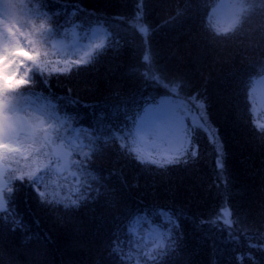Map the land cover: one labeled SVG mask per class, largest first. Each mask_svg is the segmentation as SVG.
Wrapping results in <instances>:
<instances>
[{
    "label": "trees",
    "instance_id": "16d2710c",
    "mask_svg": "<svg viewBox=\"0 0 264 264\" xmlns=\"http://www.w3.org/2000/svg\"><path fill=\"white\" fill-rule=\"evenodd\" d=\"M221 1L145 0L148 5L145 15L139 20L125 21L121 17L127 16L132 0H0V9L8 6L0 28L9 33V47L21 42L29 46L30 41L25 36L38 35L35 28L39 23L46 29L42 37L46 50L43 56L62 65L82 56L87 58L86 53L96 51L95 47L90 52L77 50L72 45L57 47L61 41L74 42L76 35L87 40L94 36L95 30L104 29V42L99 45L106 47L111 40L119 45L90 71L77 74V69L71 67L67 73H45L48 81L43 86L34 85L23 95L9 94V112L17 109L24 110L28 116L41 115L55 126L59 136L50 133V141H46L39 130L21 133L17 145L7 152L0 151V163L8 172L22 169L23 172H16L19 177L26 176L37 160H44L45 167L39 174L48 187L49 199L67 202L79 194L73 190L76 179L71 175L77 171L73 163L77 158L75 150L93 141L85 149L91 150V159L85 166L88 172L77 175L103 177L99 181L100 192L104 193L107 186L108 195L98 211L110 222L130 216L124 220V231L119 234L125 264H144L146 253L165 251L166 237L177 235L172 225L159 215L163 208L154 210V206L166 205L169 210L182 208L187 215L195 213L207 217L224 202L239 213L233 228L235 243L218 229L194 231L191 223L181 218L177 223L183 237L180 246L173 249L176 255H162L158 257L161 262L233 264L237 246L245 251L249 242L264 239V139L258 127L264 122L252 92L255 80L264 78V0H233L236 16L228 27H222L212 14ZM177 8L181 10L179 16ZM148 51L155 54V68L152 61L141 60ZM39 60L37 56V62ZM141 63L145 66L141 67ZM149 68L153 71L161 68L169 81L181 84L182 100L189 94L203 97L204 107L198 112L205 113L204 118L217 131L223 145L222 175L216 168V153L207 131L198 127L202 121L190 122L187 130L190 138L198 141L201 157L188 166V171L174 173L167 182H160L158 178L153 182L151 175L141 172V168L156 166L140 164L135 159L137 153L150 159L157 156L158 149L142 148L131 119L121 116L119 121L126 140H117L113 145L105 136L106 147L95 143V137L106 131L97 123L101 114L107 117L116 107L121 113L129 109L132 116L138 110L142 114L143 103L138 92L150 94L157 102L169 99L163 88L143 87L142 74ZM133 99L137 103L133 104ZM249 114L257 133H253L248 124ZM120 143L130 146L132 151L121 157L114 151ZM60 144L68 152L66 162L54 153ZM89 182L96 186L94 181ZM124 182L129 186L123 187ZM12 183L29 181L25 177L24 181L13 180ZM133 184L137 186L132 187ZM13 207L28 227H5L0 231V264H103L104 260L111 261L103 240L97 238L94 230H76L78 225L87 224L86 217L82 213L66 215L80 209L65 208L63 202L41 206L24 197L23 190ZM138 217L144 219L137 222ZM150 223L162 230V242L148 236ZM129 224L134 225L131 231L127 229ZM252 253L254 264H264V253L256 249H252ZM117 257L115 264H120V253ZM148 264L153 262L149 260Z\"/></svg>",
    "mask_w": 264,
    "mask_h": 264
},
{
    "label": "snow or ice",
    "instance_id": "6c2138e0",
    "mask_svg": "<svg viewBox=\"0 0 264 264\" xmlns=\"http://www.w3.org/2000/svg\"><path fill=\"white\" fill-rule=\"evenodd\" d=\"M65 2H67V0H65ZM4 7L5 10H7L8 6L5 5ZM128 7L129 12L126 17H121L122 20H139L145 15L148 5L145 0H132ZM180 14L181 10L177 8V16ZM142 30L145 32L148 31L147 29ZM45 31L46 29L43 23L37 24L35 32L38 33V35L30 33L25 36V39L30 41L27 47H25L22 42L15 47H9V33L5 31L4 44L0 45V107L5 111H7L9 106V94L15 93L23 95L31 91L34 85L38 84L43 86L48 81V76H45V73H67L71 71V67L77 69V74L90 71L103 57L119 47L115 40H111L106 47L98 44L95 45L96 51L94 54L86 53L87 58L82 56L78 59L67 61L62 65L60 61H49L43 56V52L46 51L43 48L44 41L42 39ZM11 35L15 36L16 34L12 33ZM33 37H35V39ZM154 55L155 54L150 51L144 52L141 60L143 62L152 61L153 68H155L156 62L154 60ZM37 56L40 57L39 62H37ZM53 64L56 66L54 67ZM82 65H90V67H81ZM140 66L144 67L145 64L141 63ZM153 68H149L146 73L142 74L143 87L163 88L165 95L169 97V99L157 102L156 98L152 97L150 94L138 92L137 95L143 103L142 114L138 110L136 115L132 116L130 115L129 109H125L124 112L121 113L119 107H116L113 112L108 113L107 117L101 114L97 118V123L101 124L106 131L102 133V135L95 137V143L99 144L101 147H106L107 145L103 139L105 136L111 140L113 145L116 144L117 140H126L127 137L122 134L119 121L121 116L125 119H131L138 132L155 134L167 145V147L157 150L156 157L149 159L139 153H137L135 157V159L140 161V164H152L156 166L155 168H141L142 173H147L152 176L153 182H155L157 178L160 182H167L172 179L174 173L188 171V166L196 163L201 157L199 143L196 139L190 138L189 133H185L183 136L172 133L167 129V126L172 124L177 131L183 130L185 113H191L192 109L202 110L204 107V100L203 97L198 94H189L182 100L179 95L182 91L181 84L169 81L161 68L155 71H153ZM137 74L141 75L139 73ZM132 102L133 104L137 103L135 99H133ZM13 111L15 115L17 109ZM204 117L205 113L201 111L200 118L202 123H200L198 127L207 131V138L212 145V150L216 153V168L219 170V174L222 175L225 167L223 145L221 144L217 131L208 124ZM105 120H107V123H105ZM16 121L21 130L30 126L34 130L41 131L45 137H48L50 133L57 135V137L59 136V132L55 126L41 115H30L27 121L17 116ZM108 124H111L112 127L109 128ZM248 124L252 128V132L257 133V126L253 124L250 114L248 116ZM258 127L259 134L261 138L264 139V124H259ZM45 128H47V131H44ZM117 133H120V135L118 136ZM92 135L95 136V133ZM16 141L17 136L15 135L5 137L4 143L0 144V151H9L11 144ZM91 143H93V141L89 140L88 144ZM88 144H83L75 150L77 158L73 163L77 171L72 172L71 175L76 179L73 190L79 194L74 199H70L67 202L58 199H49L48 187L46 184H43L42 176L38 171L29 170L26 176L21 175L17 177L16 172H23L22 169L17 168L15 172H8L7 169H5L4 172L0 174V231L4 230L5 227L12 229H27L28 226L20 219L19 214L13 207L20 197L21 190H23L24 197L34 200L41 206L63 202L65 208L75 207L80 209L79 212L73 213L70 211L66 213V215H80L82 213L86 217L87 224L82 223L78 225L76 230L81 231L91 228L94 230L97 238L103 240L104 250L107 251L108 256L112 258L111 261L104 260L103 264H115L118 259L117 253H120V264H125L123 253L120 249L119 234L124 231V227H122L124 220L130 219V216L123 217L119 222L115 220L110 222L102 211H98V207L102 206L104 198L108 195L107 186H105L104 193L100 192L99 181L102 180L103 177H81L77 175L78 172H88V168L85 167L91 159V150L85 151ZM122 149L123 151H121ZM114 151L123 157L127 152L132 151V149L130 146L120 143ZM170 165H175L176 167H169ZM116 175L120 176L121 180L124 179L120 173H116ZM25 177H27L29 183H12L13 180L24 181ZM89 180L94 181L96 186L94 187ZM128 186L126 182L123 183V187ZM131 186L136 187L137 185L133 184ZM155 207L163 208V210L159 212V215L163 216L164 219L172 225L177 235L174 237H166L167 249L165 251L158 250L156 253H146L147 259L144 260V264H148L149 260H151L153 264H169L168 261L161 262L158 257L167 255L168 253L176 255L173 249L180 246L183 237V233L180 231L181 226L177 223L181 218L191 223L194 231L209 232L218 229L220 233H227L229 240L235 243L233 228L237 223L236 218L239 213L235 212L228 203L222 202L220 206L213 209L207 217H199L195 213L187 215L182 208L178 210H169L167 206L164 205L154 206V210ZM142 219L144 218L138 217L137 222ZM6 221H11V223L6 224ZM133 227V224H129L127 226L128 231H131ZM113 228L116 229L115 232L112 231ZM27 239H31V237ZM159 247L160 246H158V249ZM252 249L264 253V239L249 242L245 251H241L239 246H237L232 258L233 264H254L255 256L252 253Z\"/></svg>",
    "mask_w": 264,
    "mask_h": 264
},
{
    "label": "rangeland",
    "instance_id": "374dc122",
    "mask_svg": "<svg viewBox=\"0 0 264 264\" xmlns=\"http://www.w3.org/2000/svg\"><path fill=\"white\" fill-rule=\"evenodd\" d=\"M236 5L234 4L233 0H222L219 2V4L216 6V8L213 11V16L214 20L217 21L221 24V26L228 27L229 24L234 20L236 16ZM5 10L2 8L0 9V25L5 22ZM224 27V28H225ZM4 33L5 31L0 28V45L4 44ZM102 33L101 35H99ZM94 36L92 38H89L87 40L80 39L78 35H76V40L74 42L72 41H61L57 43V47L63 48V47H68L69 45H72L75 49L77 50H83L86 52H90L94 49L95 45L102 44L104 42V36L105 32L104 29L98 30V32L95 30ZM253 95L255 97V102H256V108L260 109L262 115V122H264V78H260L255 80L254 82V87H253ZM167 100V99H165ZM10 108L14 109L12 106ZM38 110V108H36ZM2 107H0V144L4 143L5 137H11L13 135L18 136L21 133H33L34 129L32 127H25L23 130H21L18 127L16 117L19 116L22 118V120L27 121L28 120V114L24 110H17L13 112L6 113ZM190 122L193 124H197L201 122L200 118V112H198L197 109H192L191 113H185L184 121H183V130L177 131L172 124H169L167 126V129L175 133L177 135L183 136L185 133H187L188 128L190 127ZM44 135V134H43ZM81 135V134H80ZM136 135L139 141V144L142 146V148L147 149H159L163 147H167L166 144H164L161 139L155 135V134H150V133H142L138 132L136 129ZM50 136V135H49ZM46 137V141H50V137ZM16 141L15 143L11 144L10 147L17 145ZM54 153L56 156L61 157V159L66 162L68 152L66 148L63 145H59L54 149ZM34 168H32L31 171H38L43 170L45 167V161L41 160L33 165ZM6 169V166L0 163V174L4 172ZM148 236L149 237H154L157 238V242L160 243L162 242L163 238V232L160 229V227L156 226L154 223L148 224Z\"/></svg>",
    "mask_w": 264,
    "mask_h": 264
}]
</instances>
